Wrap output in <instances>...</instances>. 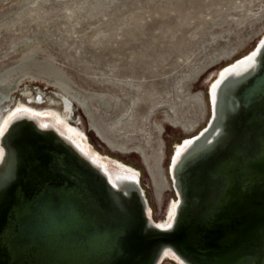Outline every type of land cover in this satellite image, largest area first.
Returning <instances> with one entry per match:
<instances>
[{
    "label": "water",
    "instance_id": "obj_1",
    "mask_svg": "<svg viewBox=\"0 0 264 264\" xmlns=\"http://www.w3.org/2000/svg\"><path fill=\"white\" fill-rule=\"evenodd\" d=\"M207 100L205 125L173 146L164 225L139 170L81 127L80 142L122 167L104 166L69 134L74 121L62 130L45 108L15 103L0 135V264H180L166 252L183 264H264V35L219 70Z\"/></svg>",
    "mask_w": 264,
    "mask_h": 264
},
{
    "label": "rangeland",
    "instance_id": "obj_2",
    "mask_svg": "<svg viewBox=\"0 0 264 264\" xmlns=\"http://www.w3.org/2000/svg\"><path fill=\"white\" fill-rule=\"evenodd\" d=\"M263 35L264 0H0V117L20 97L42 107L58 100L98 151L142 170L153 218L163 220L173 146L207 122L219 70ZM59 78L110 96L120 111L112 116L99 96L98 110L85 106ZM102 124L116 141L99 134Z\"/></svg>",
    "mask_w": 264,
    "mask_h": 264
},
{
    "label": "bare ground",
    "instance_id": "obj_3",
    "mask_svg": "<svg viewBox=\"0 0 264 264\" xmlns=\"http://www.w3.org/2000/svg\"><path fill=\"white\" fill-rule=\"evenodd\" d=\"M244 67H246V65H243L242 64V66H241V68L240 69H242V68H244ZM60 79V81L62 82H65L64 80H63V78H59ZM128 82V81H127ZM126 82V83H127ZM66 83V82H65ZM125 83V84H126ZM130 83V82H129ZM66 84H68V83H66ZM69 85V84H68ZM139 86V85H138ZM137 85H136V87H138ZM69 87V89L71 90V93L76 97V98H78L79 100H81V102H83L84 103V105L86 106V105H88V106H91V107H93V102L95 101V97H97V96H99L98 94H96V93H94V92H92V93H89V92H86V91H84V90H82L80 87H78V86H73V85H69L68 86ZM27 96H29V95H27ZM26 98V97H25ZM42 98V97H41ZM65 98V100H66V108H67V110L73 105V102L71 101V100H69L68 98H66V97H64ZM99 98H100V100H99V106H103V108H113L114 110L112 111L113 113H112V116L113 115H115V113H117V112H119L120 111V106H121V104L119 103V102H117L116 100H113L110 96H103V95H101V96H99ZM144 98V97H143ZM143 98H142V100H141V102L143 101ZM147 98H148V96H147ZM39 99H40V97H39ZM55 99V98H54ZM55 102H52V104H50V105H46V106H37V105H34V104H30V103H28V101L26 100V99H24V98H19V99H17V100H15V102L13 103V105L12 106H10L8 109H6L7 111L5 112V114L3 115L2 114V116L0 117V135L3 133V130L5 129V127L9 124V122H10V120L11 119H13V117H15V115L17 114L16 113V110L15 111H13V110H11V108L14 106V104L15 103H17V106H18V109L20 108V109H23V108H25L26 106H25V104H27V105H30V107H28V108H30V111L31 112H34L35 110H33V108H35V109H41V108H45V109H42V110H39L38 111V114H40V115H43V116H49V120H45V121H54V120H56V122L57 123H60V128L63 130V129H65L66 128V125H65V123L68 121V117H67V114H66V112H63V111H61L60 110V108L59 107H57V106H55V104L56 105H58V106H61V103H59L58 102V100L56 101V100H54ZM138 101V100H137ZM136 101V102H137ZM145 101H147V99H145ZM153 101V100H152ZM32 102V101H31ZM135 102V98L133 97V103ZM135 102V103H136ZM140 102V101H139ZM152 104H154V103H152ZM209 105V104H208ZM134 106V105H133ZM152 106H154V105H152ZM150 107V106H149ZM155 107V106H154ZM94 108H96V110H98V108L97 107H93V109ZM132 108V107H131ZM152 108V107H151ZM150 108V110H152V109H154V108H152L151 109ZM171 108L173 109V107L171 106ZM100 110V109H99ZM130 110V109H129ZM66 111V110H65ZM148 112H150V111H148ZM132 112H130V113H128L127 115H122V116H125V118H128V119H130V118H132V117H134V116H132V114H131ZM134 113V112H133ZM147 115V114H146ZM148 115H149V113H148ZM144 116V115H143ZM115 118V117H114ZM122 118V117H121ZM137 118V117H136ZM143 118V117H142ZM134 119V118H133ZM138 119V118H137ZM144 119V118H143ZM126 121H127V119H126ZM136 121H138V120H136ZM64 122V123H63ZM130 122H131V120H130ZM118 123L119 124H124L125 122H123V121H121V120H119L118 121ZM127 123V122H126ZM143 123V122H142ZM136 124V123H135ZM146 124V123H145ZM127 125H129L128 123H127ZM126 125V126H127ZM142 125V124H141ZM140 125V126H141ZM76 128H69L70 129V132H69V134L73 137V139H75L76 141H78V143L79 144H81L82 145V148L84 149V150H87V151H89L88 153H90L91 154V156H93V157H96V160L97 161H99V163H101V164H103L104 166H109V163L110 162H112L113 164H115V165H117V166H119V167H122L120 164H117L115 161H111L108 157L107 158H104V157H101L100 155H99V153H96V150H95V148H91V147H89V146H87V145H85V143H82V142H80L81 141V139H80V137H79V134H78V132H79V130H80V127H79V125L76 123ZM145 126V125H144ZM149 126H150V123H149ZM100 127H101V131H99V134H102V136H103V138H105L106 140H108V141H110V142H114V141H116V140H113L112 138L114 137H112V132L107 128V126L106 125H104V124H102V126L100 125ZM114 127V126H113ZM130 127V126H129ZM134 127V126H133ZM136 127V126H135ZM126 128V127H125ZM140 128H143L142 126L140 127ZM139 128V129H140ZM145 128H149V131L148 132H146L145 133V130L144 129H141V131L142 132H144L143 133V135H144V140L148 143L149 142V140H151V138H152V136H153V133H152V130H151V128L150 127H145ZM121 129V128H120ZM140 133V132H139ZM141 136V135H140ZM142 138V137H141ZM179 144V143H178ZM149 145H150V142H149ZM151 146V145H150ZM114 170H115V172H116V170L117 169H115L114 168ZM169 208H168V210H167V217H168V219H169V217H170V215L173 213V210H174V204H173V202H171L170 204H169V206H168ZM166 222H167V219L165 220V219H163V220H160V225H164V224H166ZM165 256H168L169 258H171V259H174L175 261H178V262H180V264H183L181 261H179V259L177 258V257H175L171 252H166L165 254H163L162 255V257H161V259L162 258H164ZM165 260H168V259H165ZM165 260H163V262L165 261ZM169 261V260H168ZM162 262V263H163ZM172 262V261H171ZM174 263V262H173ZM175 264V263H174Z\"/></svg>",
    "mask_w": 264,
    "mask_h": 264
},
{
    "label": "flooded vegetation",
    "instance_id": "obj_4",
    "mask_svg": "<svg viewBox=\"0 0 264 264\" xmlns=\"http://www.w3.org/2000/svg\"><path fill=\"white\" fill-rule=\"evenodd\" d=\"M169 161H170V159H169ZM169 164V163H168ZM166 169H167V174H168V165H167V167H166ZM137 170H139V172H140V180L142 179V170L141 169H138L137 168ZM169 177V176H168ZM170 183H171V181H170ZM172 186V185H171Z\"/></svg>",
    "mask_w": 264,
    "mask_h": 264
},
{
    "label": "snow or ice",
    "instance_id": "obj_5",
    "mask_svg": "<svg viewBox=\"0 0 264 264\" xmlns=\"http://www.w3.org/2000/svg\"><path fill=\"white\" fill-rule=\"evenodd\" d=\"M254 55V54H253Z\"/></svg>",
    "mask_w": 264,
    "mask_h": 264
}]
</instances>
